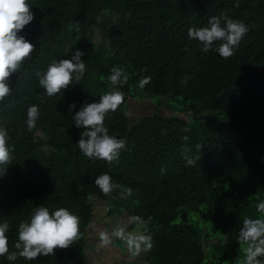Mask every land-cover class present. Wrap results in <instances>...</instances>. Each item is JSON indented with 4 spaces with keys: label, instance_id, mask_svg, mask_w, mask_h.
I'll list each match as a JSON object with an SVG mask.
<instances>
[{
    "label": "trees",
    "instance_id": "trees-1",
    "mask_svg": "<svg viewBox=\"0 0 264 264\" xmlns=\"http://www.w3.org/2000/svg\"><path fill=\"white\" fill-rule=\"evenodd\" d=\"M28 3L34 18L18 35L35 50L10 77L12 94L0 101V128L7 130L14 149L0 176V223L9 224L11 251L19 223L36 207L50 212L65 207L80 218L81 238L54 255L20 258L15 264H91L85 237L94 197H101L111 218L130 217V231L135 216L150 218L153 247L115 264H237L243 256L238 243L243 219L257 218L255 205L264 200V0H239V7L236 0ZM225 10L248 27L228 59L203 52L187 35L190 27L207 26L211 16ZM77 49L85 53L82 79L47 96L37 73L53 60L71 59ZM113 66L123 68L129 80L115 86L124 93V103L104 123L110 135L126 140V148L108 164L79 151L83 129L72 116L84 103L99 102L113 90L107 81ZM141 76L151 77L142 90ZM151 97L174 112L151 113L131 124L128 101ZM32 105L39 107V119L29 131ZM184 135L190 139L184 141ZM185 144L200 156L195 166H185ZM104 172L121 189L130 188L131 195L105 196L95 185ZM113 243L125 251L124 242ZM0 264L12 262L0 256Z\"/></svg>",
    "mask_w": 264,
    "mask_h": 264
},
{
    "label": "clouds",
    "instance_id": "clouds-1",
    "mask_svg": "<svg viewBox=\"0 0 264 264\" xmlns=\"http://www.w3.org/2000/svg\"><path fill=\"white\" fill-rule=\"evenodd\" d=\"M239 7V0L234 5ZM31 6L28 0H0V101L12 94L9 79L20 71L22 64L28 59L35 45L27 41L18 33L33 20ZM248 27L242 21L232 18L228 10L219 15L211 16L207 26L190 27L187 31L189 39L197 41L205 53L217 52L223 59H228L235 54L241 40L247 34ZM215 45V47H214ZM85 53L75 50L71 59L53 60L43 73H37L39 85L45 90L47 96L60 94L68 88L73 81L79 82L86 70L82 57ZM145 71V70H142ZM128 73L121 67L113 66L107 81L114 86L100 96L99 102L84 103L72 116L77 128L83 129L77 142L79 151L89 159H100L112 164L118 161L121 151L126 148V140L109 134L105 126V119L109 112H115L124 103V93L115 86L127 84ZM151 82L150 76H141L138 88L144 89ZM76 105H69L71 113ZM39 119V107L32 105L27 110L26 124L31 131ZM187 133L188 128L182 129ZM184 141L190 137L184 135ZM196 153L202 150L201 143L195 146ZM14 149L8 145V133L5 128H0V176L6 173V167L13 160ZM182 159L186 167L195 166L200 159L199 155L192 152L187 144L182 146ZM161 168V172H165ZM95 185L105 195L114 192L120 198L131 195V189H121L113 178L104 172L95 178ZM119 190V191H117ZM257 218L243 219V226L238 233V243L243 253L242 259L237 264H264V200L255 205ZM150 218L145 220L141 216H135L132 220L133 230H128L124 225L118 224L111 232L100 231L99 242L101 246L110 245L114 239L124 242L129 253L135 257L141 251L150 250L153 240L149 229ZM9 224L0 223V256L12 264L23 258L25 261H33L39 256H51L56 249H67L81 238L80 218L69 209L60 207L54 211L46 206L36 207L30 218L21 221L18 225V238L14 244V250L9 249V239L6 233ZM227 243V237H224Z\"/></svg>",
    "mask_w": 264,
    "mask_h": 264
},
{
    "label": "rangeland",
    "instance_id": "rangeland-1",
    "mask_svg": "<svg viewBox=\"0 0 264 264\" xmlns=\"http://www.w3.org/2000/svg\"><path fill=\"white\" fill-rule=\"evenodd\" d=\"M150 99L143 98L138 101H128V115L131 124L138 120L135 118L151 113L157 112L165 115L169 112V114L174 112L165 105L158 104L156 97H151ZM182 116L186 117L187 114L183 113ZM94 199L93 220L87 228L85 237L87 243L85 248L87 261L91 264H115V262L121 259L138 258L141 255L147 254V251H141L138 256L133 257L129 253L126 244H124V252L113 242L108 246H101L99 242L100 231H108L110 233L112 230L110 227L114 224H120L127 227L131 222V219L125 214H122L117 218H111L106 214V207L101 197H94ZM207 242L210 241H206V243Z\"/></svg>",
    "mask_w": 264,
    "mask_h": 264
}]
</instances>
